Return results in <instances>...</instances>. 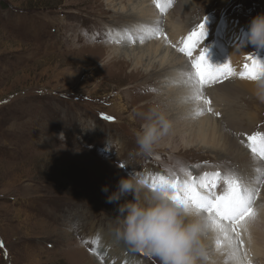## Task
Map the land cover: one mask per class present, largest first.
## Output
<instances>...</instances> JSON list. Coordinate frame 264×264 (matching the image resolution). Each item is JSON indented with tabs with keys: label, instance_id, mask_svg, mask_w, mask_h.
<instances>
[{
	"label": "rangeland",
	"instance_id": "374dc122",
	"mask_svg": "<svg viewBox=\"0 0 264 264\" xmlns=\"http://www.w3.org/2000/svg\"><path fill=\"white\" fill-rule=\"evenodd\" d=\"M176 1L161 0L163 13ZM195 2L198 5L186 17L187 34L201 23L206 34L194 56L207 50L211 65L231 62L237 73L251 63L246 57L264 64V48L253 46L246 37L238 39L239 29L248 31L250 20L264 13V0ZM129 10L127 0H0V264H106L94 241L104 236L102 240L111 239L109 234L116 233L122 219L118 205L132 199L128 195L119 202H107L121 178L142 180L143 176L146 181L151 174L184 181L190 173L197 181L205 173L233 172L245 179L235 159L213 148L175 152L156 144L150 154L140 151L136 132L150 109L167 112L165 101L159 100L169 88L158 79L165 66L134 69L122 59H108L113 48L134 49L137 42L148 39L151 43L158 35L136 36L130 44L119 46L115 33L129 34V28H139L128 19ZM159 12L158 20L152 21L159 25L155 31L164 28L166 14ZM228 28L235 36L224 31ZM223 43L232 50L228 61L217 53ZM172 54L179 57L180 51L173 48ZM191 75L195 82L193 69ZM240 81L254 89H246L230 109L227 105L222 109L239 119L240 131L233 138L253 156L238 133L247 139L254 132H264V92L259 81ZM189 105L184 124L198 119V107L205 109L199 116H216L206 110L209 106ZM259 162L264 169V162ZM250 181H244L249 188ZM105 186L108 192L102 191ZM253 187L255 199L259 196L264 204V179ZM115 237L137 258L125 264H160L157 257L129 248ZM204 245L212 256V247ZM224 261L230 263L226 256ZM258 261L255 258L253 264Z\"/></svg>",
	"mask_w": 264,
	"mask_h": 264
},
{
	"label": "bare ground",
	"instance_id": "6f19581e",
	"mask_svg": "<svg viewBox=\"0 0 264 264\" xmlns=\"http://www.w3.org/2000/svg\"><path fill=\"white\" fill-rule=\"evenodd\" d=\"M195 1L196 0L176 1L175 6L171 7L173 9L170 8L166 10L169 12L167 14L165 13L166 15L164 14V19L162 18L164 20V28H160L159 31H155L157 28H159V25L157 21H152L158 20L157 17L159 16L160 12L153 0H127L130 10L126 15L128 16V19L132 20V24H136L139 28H129V34H124V32L121 33L120 30L118 33H115L113 35L114 40H117V38L119 39V46L123 45V42L125 44L126 42H129L130 44V42H132L131 39L136 36L143 35L145 38H147L150 34L155 35L157 33L158 35H156L155 41H152L151 43H147L149 41L148 39L146 42L139 41L140 44L137 42L139 45L135 43L136 46L134 49L128 46H122L119 48L112 47L113 49H111L108 53V59H122V62L124 61L126 63H130L134 69L141 65L148 67L152 64H156L158 68H162L164 66L167 67L165 73L159 75L158 79L162 80L169 89L165 91V96L163 95L164 99L162 98L159 101H165L166 103V114L168 119L172 122V128L168 135L163 137L157 143V146L175 152L178 149L189 150L191 148L202 149L203 151H205V148L207 150L208 148H213L215 151L218 150V153H222L225 157H230V159H235V161L240 164L241 170L246 176L243 180H251L250 188L253 190V185L256 183V181L264 179V171H262L264 169H262L263 167L260 168L261 165L259 164V160L251 156L248 152H244L238 145L237 141L233 138L234 133L240 131L239 126L241 125L239 123V119L237 120L234 112L229 111L226 113L223 111V109L226 107L223 105H227L229 108V106L235 102V98H238L239 95L244 96L246 89H254L252 84H249L247 81H240V79L238 80V77L235 78L234 76L222 85L210 89H202L204 96L211 101V104L207 106H212L211 108L213 111L219 113V115L213 116L212 118V115L210 117L207 115L197 116L198 119H196L194 122L190 121L191 123L184 124L187 121L186 117L191 112L189 103L193 102L198 104V102L192 99L194 92L198 88V84L196 81L194 82V78L191 75V70L193 68L191 67L190 60L185 58L181 52L179 57L174 56V54H172V50L174 48V50L176 49L177 51L178 49L179 51L180 42L184 41L188 36L187 32L189 28H187L188 26L186 17L190 16V10L198 5ZM169 4H171V1ZM120 7L122 9L124 8L122 5H120ZM163 12L164 11L161 13ZM160 26L163 27L161 24ZM229 29L230 28L224 31L227 33L231 32L230 35L235 36V31H230ZM165 38H167V43L164 41L166 40ZM229 48V44H221V47L217 48L219 57L228 61L229 57H232L228 54V52L232 53V50ZM198 54L199 53L196 55ZM117 77L119 78V76ZM261 79H264V77L260 78V80ZM260 80H256L255 82H260ZM232 82L237 84L238 87H235ZM172 83L177 86L173 88ZM244 84L245 86H243ZM200 104L206 107L202 102H200L198 105ZM143 106L146 105L143 104ZM238 135L241 136L247 144V139H245L240 133H238ZM258 170L260 172H256ZM154 177L158 176L148 174L145 187L138 195L141 203L146 202L145 197L146 195L150 194V191L152 190L151 187L148 189V186L151 185L152 179ZM142 180H144L143 176ZM196 183L199 184L200 179L197 180ZM246 183L247 182H245V184ZM222 186L223 185L221 181L220 187ZM258 198L260 197L258 196L256 199L253 197V208L257 213L256 220L250 228V233L243 234L242 237L244 244L241 251L242 254H247V260L245 261V264H247L248 260H250L251 264H253V260L255 258H259L258 262H260V264H264V204H261ZM116 235L117 234L113 231L109 234L111 238L110 240H102L103 238H106L104 236L102 239L99 238L100 240L95 239L98 241H94L97 252L104 258L106 264H113L115 261L114 259L117 258V256L120 258L114 264H125L124 261L126 260L136 261L137 258L132 256V252L128 248H124L122 242L115 241ZM203 243L212 247L213 254L212 256H209V254L206 253V257L198 259V264H227L224 261L225 256L227 257L226 253L217 251L216 233L212 230L210 225H208V231L203 239ZM227 260H229L228 257ZM229 261V264H234L233 261Z\"/></svg>",
	"mask_w": 264,
	"mask_h": 264
},
{
	"label": "clouds",
	"instance_id": "9594fccd",
	"mask_svg": "<svg viewBox=\"0 0 264 264\" xmlns=\"http://www.w3.org/2000/svg\"><path fill=\"white\" fill-rule=\"evenodd\" d=\"M249 42L264 48V13L254 16L248 24ZM102 65V64H101ZM103 66V65H102ZM264 92V79L258 83ZM172 128L167 114L150 109L146 122L136 132V144L141 152L150 154L156 144ZM145 187L141 179L121 178L116 191L107 197L108 203L119 202L117 214L121 217L117 237L134 249H142L157 257L160 264H198L206 257L203 239L208 231V218L200 210L185 207L171 198L170 187H157L141 203L138 194ZM102 191L108 192L105 186Z\"/></svg>",
	"mask_w": 264,
	"mask_h": 264
},
{
	"label": "snow or ice",
	"instance_id": "6c2138e0",
	"mask_svg": "<svg viewBox=\"0 0 264 264\" xmlns=\"http://www.w3.org/2000/svg\"><path fill=\"white\" fill-rule=\"evenodd\" d=\"M153 2L158 9L164 11L161 0H153ZM205 34L204 24L201 23L187 36L183 41V46L179 48V51L190 59L194 69L198 88L192 99L198 104L200 102L205 106L211 104V101L203 94L202 89L205 86L223 83L224 80L237 75L240 79L253 81L264 77V64L252 56L245 58L251 63H245L239 73L231 66V62L219 67L211 65L206 58V51L203 49L194 56V52L197 51ZM204 110L198 107L196 115H203ZM206 110L213 115H219L211 107H207ZM104 118L113 119L110 116ZM246 146L250 149L253 157H258L261 162H264V132L257 131L247 135ZM187 175L189 178L184 181H181L179 177L173 179H167L162 175L154 177L150 187L152 190H155L157 185L158 187H170L173 189L171 193L173 200L185 207H193L206 214L209 225L216 233L217 251L226 253L228 259L234 264H245L247 254H242L241 251L244 244L242 237L243 234L250 233V228L257 217L253 208L255 191L250 190L244 180L233 172L223 176L220 172L205 173L200 178L199 184L196 183L194 177H191L190 173ZM221 181L222 187H220ZM142 182L146 183L144 180ZM247 264H251V261L248 260Z\"/></svg>",
	"mask_w": 264,
	"mask_h": 264
},
{
	"label": "water",
	"instance_id": "95a60500",
	"mask_svg": "<svg viewBox=\"0 0 264 264\" xmlns=\"http://www.w3.org/2000/svg\"><path fill=\"white\" fill-rule=\"evenodd\" d=\"M191 62V61H190Z\"/></svg>",
	"mask_w": 264,
	"mask_h": 264
}]
</instances>
